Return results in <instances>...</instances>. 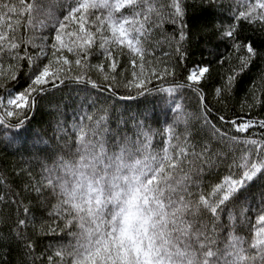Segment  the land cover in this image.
Returning <instances> with one entry per match:
<instances>
[{
    "label": "snow or ice",
    "instance_id": "1",
    "mask_svg": "<svg viewBox=\"0 0 264 264\" xmlns=\"http://www.w3.org/2000/svg\"><path fill=\"white\" fill-rule=\"evenodd\" d=\"M194 47L201 57L189 68ZM257 61L264 66V0H230L227 15L220 0H0V139L45 145L38 178L28 172L23 187L48 219L37 225L10 185L0 194L24 213L11 235L25 256L33 264H264V131L250 133L264 130V118L226 114ZM258 85L264 91V67L241 111L264 103ZM122 90L144 103L112 128L104 105L131 99ZM53 101L72 103L74 116L45 141L30 114ZM157 110L166 119L153 128ZM192 120L205 136L190 130ZM41 236L49 243L37 255Z\"/></svg>",
    "mask_w": 264,
    "mask_h": 264
},
{
    "label": "trees",
    "instance_id": "2",
    "mask_svg": "<svg viewBox=\"0 0 264 264\" xmlns=\"http://www.w3.org/2000/svg\"><path fill=\"white\" fill-rule=\"evenodd\" d=\"M188 3L191 4L192 0H188ZM220 3L224 6L225 15H227L228 4L230 3V0H220ZM189 11L191 12V9H189ZM172 31H173V27L171 24L164 25V32L171 33ZM249 31L250 30L247 28V26H245L244 29L245 34H248ZM160 35L161 34L157 32L152 39H160ZM156 47L162 49L165 52L169 50L167 44L163 42H161V44L159 45H156ZM156 55L160 56V52L157 51ZM200 57H201V50L197 47H194L193 55L190 58L188 67L190 68L192 66V63L197 62L200 59ZM262 67L264 66H262L261 63L257 61L256 65L252 67L247 72V74L241 78V83L239 88L237 89V93L235 94L234 99L229 104L230 111L226 112L229 118H231L233 114H236L242 118H247L249 115L264 118V103L253 107L251 109V113H249L247 108H245L243 111H241L240 109L241 99L248 91L252 81L258 80ZM180 79H183V77H180ZM210 89H211V85H208L205 88V91L208 92L210 91ZM256 94L258 98L262 102H264V91L260 90L259 85ZM121 95L123 97L130 96L131 99H121L119 101L113 99V100H109V102L104 105V107H106L109 110V115H110L109 124L112 128H116V121L122 115L125 116L127 115V113L123 111L124 109H128L129 111L135 112L138 108H141L144 103L143 100L136 97L134 91L128 92L122 90ZM186 95L189 96L188 111L195 112L197 108L196 97L190 93H186ZM60 98H61V93L57 92L56 100L58 101L60 100ZM54 102L56 101H53V103ZM99 103H103V98H101V101ZM111 103H115L116 104L115 107H113ZM48 106L49 103L41 102L35 109L34 116L30 114L32 126L41 132L45 141H48L50 137H53L52 133L56 131L55 128L53 127L51 131L50 124L52 122L57 124L56 125L57 128L58 122H60L61 124L63 123V121L70 122L74 116V113L71 111V108L73 106L72 103H69L68 105H64L63 103H60L59 105H57L59 109L56 108L52 110ZM116 106H120V109L117 108ZM56 114H60V116L58 117ZM157 115L160 121L159 124L156 123L155 118L149 121V123L152 125L153 128H160L164 124L166 119L165 114L163 112H159L157 110ZM171 117H172V113L169 112L167 114V118L171 119ZM63 126L68 127V125H63ZM122 130L131 131V128L128 127L127 129H125L122 127ZM190 130L193 132H199L201 136L206 135V130L201 129L199 123L195 120L190 121ZM178 131L179 132L185 131L183 124L179 126ZM260 131H264V130L260 129L259 127H254L253 129L250 130V133L260 132ZM212 143L214 147L220 148L222 151L224 150L222 145L217 144L215 141H213ZM30 144L26 143L24 145H20V144L8 145L3 139H0V178H4V177L7 178L3 183H0V194H3L8 191V189L4 187V184L10 185L12 191L19 192L20 195L17 197V199L23 200V205L28 206L32 209V212L29 215L31 216L34 214L37 218L35 223L39 225L42 220L48 219L47 211L37 210L38 204H37L36 194L31 191H25L23 186L25 184L30 183L29 177L27 175L28 172H31L33 176L38 178L40 172L39 163L43 158L45 145L43 143L42 145L37 144L35 146H32ZM30 148L35 149L34 152H37V154H39L38 158H40V161L35 162V160H32L33 162L31 163L25 162L24 157L29 155L31 156L30 152L32 151H30L31 150ZM35 163L37 164L35 165ZM215 171L217 170H214V172ZM225 172L226 169L224 172H221V175L225 174ZM205 180L212 181L213 177L206 175ZM19 218H24L23 211L20 210L18 212L16 206L9 203L8 197H5V201L0 202V264H33L32 260L25 256L21 244L17 243L16 240L11 235V228L15 225L16 221ZM21 231H24V229H21ZM27 233L31 238L37 239V235L36 233L33 232L32 227H29L27 229ZM48 243H49L48 239L44 236H41L38 240V248L36 254L38 255L40 251H43L44 247ZM37 264H39L38 261Z\"/></svg>",
    "mask_w": 264,
    "mask_h": 264
},
{
    "label": "rangeland",
    "instance_id": "3",
    "mask_svg": "<svg viewBox=\"0 0 264 264\" xmlns=\"http://www.w3.org/2000/svg\"><path fill=\"white\" fill-rule=\"evenodd\" d=\"M112 105H116L115 103H111ZM58 104H57V102H54L53 104H49V108L52 110V109H59V107L57 106ZM52 107V108H51ZM117 108H119L120 109V106H116ZM118 109V110H119ZM122 109V108H121ZM59 111V110H58ZM58 117L60 116V114H56ZM51 126H50V128H51V131H52V127L53 128H55V130H57V128H58V126H57V128H56V123H54V122H52L51 124H50ZM67 127V126H66ZM49 128V127H48ZM50 131V132H51ZM51 134V133H50ZM54 135V133H52V136ZM31 143V144H30ZM28 144H30V145H32V146H35V145H37V144H41L42 145V142H37V143H32L31 141H29L28 142ZM44 144V143H43ZM34 148V147H33ZM31 149V150H30ZM29 150L30 151H32V152H30V154H31V156L29 155V156H26V157H24V160H25V162H28V163H31V162H33L32 160H35V162H38V161H40V158H38L39 156V154H37V152H34V150L35 149H32V148H30ZM35 154V155H34ZM24 155V154H23ZM37 163H35V165H36ZM39 167H41V162L39 163ZM240 234H246L244 231H243V229H241L240 230Z\"/></svg>",
    "mask_w": 264,
    "mask_h": 264
}]
</instances>
